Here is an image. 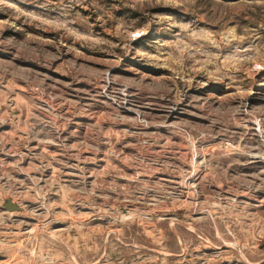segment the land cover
Masks as SVG:
<instances>
[{
	"label": "rangeland",
	"instance_id": "374dc122",
	"mask_svg": "<svg viewBox=\"0 0 264 264\" xmlns=\"http://www.w3.org/2000/svg\"><path fill=\"white\" fill-rule=\"evenodd\" d=\"M0 264H264V0H0Z\"/></svg>",
	"mask_w": 264,
	"mask_h": 264
},
{
	"label": "water",
	"instance_id": "95a60500",
	"mask_svg": "<svg viewBox=\"0 0 264 264\" xmlns=\"http://www.w3.org/2000/svg\"><path fill=\"white\" fill-rule=\"evenodd\" d=\"M6 206L11 210L20 209L16 204L11 203V201H8Z\"/></svg>",
	"mask_w": 264,
	"mask_h": 264
}]
</instances>
